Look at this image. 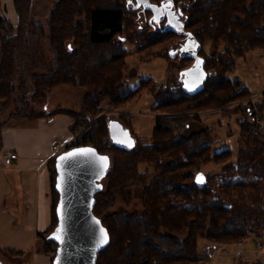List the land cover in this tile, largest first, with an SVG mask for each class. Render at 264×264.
Listing matches in <instances>:
<instances>
[{"label":"trees","instance_id":"16d2710c","mask_svg":"<svg viewBox=\"0 0 264 264\" xmlns=\"http://www.w3.org/2000/svg\"><path fill=\"white\" fill-rule=\"evenodd\" d=\"M148 1L160 5L164 0ZM172 1L183 14L181 22L170 26L165 17H158L160 28L150 30L151 7L140 8L128 0H58L49 14L53 53L49 69L30 74L31 99L36 102L60 84L85 89L80 112L57 111L72 117L73 134L86 124L79 143L95 146L109 161L102 175L106 184H99L93 208L108 228L109 241L98 252L96 264H198L201 237L216 245L264 232V130L256 123L264 117V101L251 104L247 86L228 76L238 57L264 51V0ZM32 2L13 0L18 15L15 24L0 8V115L17 101V51L29 43L28 33L37 29L30 21ZM183 36L194 40L202 58L205 78L199 91L190 93L182 83L158 85L144 77L135 87L127 84V58L132 51L126 41L135 43L141 59L163 53L170 58L172 47ZM206 42L214 48L211 54L204 50ZM191 59L186 55L182 62ZM24 80L21 72L19 81ZM144 90H150L156 99L151 107L156 114L151 136L134 138L130 148L111 142L109 120L101 114L100 104L109 100L120 109ZM234 101L245 103L238 107L242 114L236 154L230 146L215 147L212 128L197 129L191 123L200 119L202 111L226 109ZM17 112L0 120V129L14 117L45 113L21 108ZM251 115L256 122H249ZM119 117L130 126L126 115ZM50 165L51 223L37 235L43 243L39 251L52 252L53 261L57 244L51 234L59 197L55 156ZM118 199L126 204L137 199L142 209L112 212Z\"/></svg>","mask_w":264,"mask_h":264},{"label":"rangeland","instance_id":"374dc122","mask_svg":"<svg viewBox=\"0 0 264 264\" xmlns=\"http://www.w3.org/2000/svg\"><path fill=\"white\" fill-rule=\"evenodd\" d=\"M57 2L58 0H33L32 2L30 21L33 24H37V29L33 33H28L29 43L25 42L22 49L17 51L18 65L16 67L14 80L16 88L14 98L17 101H12V103L4 109L3 113L0 115V120L9 117L11 113L17 112L20 108L37 113L47 110L45 109V105H47L50 110L56 107H64L76 111H78L82 105L85 89L63 84L50 89L44 100L40 102L31 99L32 84L30 82V74L34 72H46L49 69L48 62L52 61L53 58L52 48L49 44V14L52 7ZM179 14L180 19L183 18V14L181 12ZM140 20L142 23L145 21L142 16ZM32 25L30 26L32 28L31 31L34 28ZM165 26H167V24H164V27ZM148 27L150 30H152V28L159 29V20L151 19ZM44 32L45 35H43ZM40 33L42 34L41 37H39ZM125 46L132 51L127 58L129 70L126 73V77L128 78L127 84L129 86H137L141 77L151 78L158 85L182 83L179 81V78H181L183 70L179 73V68L188 65L189 62L183 63L177 56L168 58L165 56V53L141 59L134 50V42L126 41ZM172 48H174L176 52V45ZM204 50L207 54H211L214 48L209 42H206ZM24 65L26 67H24ZM21 72L26 79L23 82L19 81ZM134 73L137 74L132 77ZM228 76L231 79H241L242 84L247 86L252 94L251 104L254 105L257 102L262 103L264 101L263 50L249 51L245 55L238 57L235 69L233 72H230ZM155 102L156 99L150 90H144L137 99L120 109L115 108L109 100H104L100 104L102 108L101 114H105L108 117L110 141L118 144L119 136L123 133L130 134L136 139L149 138L155 123L156 114L151 109ZM243 103L244 102L240 103L234 101L230 103L226 109L202 111L200 119H192L191 123L197 129L202 127L212 128L213 137L216 138L215 147L218 149L223 146H230L236 154L238 148L237 139L240 133L239 118L242 114V111L238 109V107ZM120 115H126V117L129 118L130 126H125L123 124L119 117ZM257 116V118L261 117L259 115ZM248 120L253 123L256 119L251 115L248 117ZM259 125L262 130H264V117L259 122ZM105 158L108 159L106 156ZM140 167L145 169V163L141 164ZM148 169L150 171L153 170L152 167H148ZM99 183L106 184V179L101 178ZM141 209V202L137 199L133 200L130 204H126L121 199H118L116 205L110 210L112 212L121 210L133 212L134 210ZM181 237H183V235ZM258 241L262 242V246L259 253L254 254V247ZM198 250L202 256L198 264H264V232L260 235L251 233L238 242L216 245H213L208 240L201 237L198 240Z\"/></svg>","mask_w":264,"mask_h":264},{"label":"crops","instance_id":"0c3cea01","mask_svg":"<svg viewBox=\"0 0 264 264\" xmlns=\"http://www.w3.org/2000/svg\"><path fill=\"white\" fill-rule=\"evenodd\" d=\"M0 8L17 22L13 0H0ZM58 108L68 109L45 105L44 114L14 117L0 129V264H52V252L39 251L37 234L51 223L53 144L73 135L72 117ZM81 110L82 105L76 112ZM7 151L18 155L9 165L3 160Z\"/></svg>","mask_w":264,"mask_h":264},{"label":"water","instance_id":"95a60500","mask_svg":"<svg viewBox=\"0 0 264 264\" xmlns=\"http://www.w3.org/2000/svg\"><path fill=\"white\" fill-rule=\"evenodd\" d=\"M137 1L144 6L149 4L148 0ZM174 53L175 50L170 51L171 56ZM197 66V70L192 66L185 68L182 71L185 75L180 78L184 90L190 93L199 91L204 85L202 62ZM134 141L133 136L123 133L118 144L130 148ZM69 153L75 155L68 156ZM101 158L105 156L90 144L73 146L55 156V188L59 197L57 223L51 234L57 244L52 264H96L98 252L109 241L108 228L93 210L99 180L109 166L108 159ZM101 230L107 234V242L103 245L99 244Z\"/></svg>","mask_w":264,"mask_h":264},{"label":"flooded vegetation","instance_id":"af4514ba","mask_svg":"<svg viewBox=\"0 0 264 264\" xmlns=\"http://www.w3.org/2000/svg\"><path fill=\"white\" fill-rule=\"evenodd\" d=\"M129 4H134V6H139L140 8H147L151 7L154 10V13L152 15L153 20H156L158 17L160 18H166L167 24L170 26H176L179 24L180 21V11L177 10V8L174 6V3L172 0H164L160 5L155 4H148V6H144L142 3L138 2L137 0H128ZM180 26V25H179ZM180 28V27H178ZM196 44L193 39H191L190 36H183L179 39L177 43V50L174 53L173 56L179 57L181 60L186 55H191L192 59L191 62L186 65L182 70L185 68H188L190 66L192 67H198L197 64L202 62V58L196 53ZM194 52L195 54H191ZM197 70V69H196ZM185 75L184 72H182L181 77Z\"/></svg>","mask_w":264,"mask_h":264},{"label":"built area","instance_id":"2783aa9c","mask_svg":"<svg viewBox=\"0 0 264 264\" xmlns=\"http://www.w3.org/2000/svg\"><path fill=\"white\" fill-rule=\"evenodd\" d=\"M259 122H260V120L258 119L257 123H259ZM81 127H82V129L79 132L74 133L70 138L63 140V141H60V142H55L53 144L54 153H53L52 157L56 156L58 153H60L64 150H67L73 146L81 145L79 143V137H80V134L83 133V131L87 128V126H86V124H83ZM17 157H18V155L16 152L7 151L3 155V160H4L5 164L9 165ZM261 246H262V242L258 241L256 243V246L254 247V254L259 253Z\"/></svg>","mask_w":264,"mask_h":264},{"label":"snow or ice","instance_id":"6c2138e0","mask_svg":"<svg viewBox=\"0 0 264 264\" xmlns=\"http://www.w3.org/2000/svg\"><path fill=\"white\" fill-rule=\"evenodd\" d=\"M67 155H68V156H72V155H75V153H69V154H67ZM61 159H64V157H62ZM101 159H103V160L106 161V158H101ZM104 166H105V167L107 166L106 163H105ZM101 232L103 233V230H101ZM57 238H59V237H57ZM106 242H107V234H106V233H103L102 238H101L100 241H99V244H100V245H103V244L106 243Z\"/></svg>","mask_w":264,"mask_h":264}]
</instances>
